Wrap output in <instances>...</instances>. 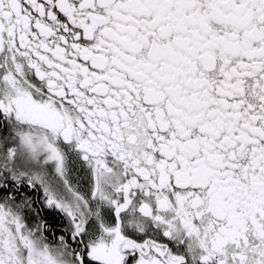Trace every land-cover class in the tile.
Returning <instances> with one entry per match:
<instances>
[{"label":"snow or ice","instance_id":"snow-or-ice-1","mask_svg":"<svg viewBox=\"0 0 264 264\" xmlns=\"http://www.w3.org/2000/svg\"><path fill=\"white\" fill-rule=\"evenodd\" d=\"M0 264H264V0H0Z\"/></svg>","mask_w":264,"mask_h":264}]
</instances>
